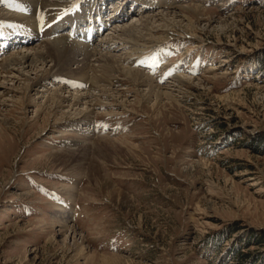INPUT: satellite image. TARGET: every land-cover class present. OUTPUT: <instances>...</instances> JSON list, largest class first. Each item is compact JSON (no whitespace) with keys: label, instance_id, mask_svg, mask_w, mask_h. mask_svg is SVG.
Returning <instances> with one entry per match:
<instances>
[{"label":"rangeland","instance_id":"374dc122","mask_svg":"<svg viewBox=\"0 0 264 264\" xmlns=\"http://www.w3.org/2000/svg\"><path fill=\"white\" fill-rule=\"evenodd\" d=\"M69 1L33 2L51 17ZM158 8L137 6L92 52L64 38L30 46L63 54L50 55L47 78L31 77V104L1 97L0 264H264V0ZM165 44L155 78L132 65ZM80 52L91 54L74 63ZM107 63L121 70L103 80ZM57 77L88 87L69 90ZM80 95L72 108L80 120L62 118ZM54 96L63 108L49 106ZM87 120L106 131L78 130Z\"/></svg>","mask_w":264,"mask_h":264},{"label":"bare ground","instance_id":"6f19581e","mask_svg":"<svg viewBox=\"0 0 264 264\" xmlns=\"http://www.w3.org/2000/svg\"><path fill=\"white\" fill-rule=\"evenodd\" d=\"M34 1V0H33ZM32 1V2H33ZM59 1H61V0H59ZM60 4V3H59ZM36 6V5H35ZM51 6V5H50ZM44 9H46V8H44ZM198 9H195L194 11H197ZM47 11V10H46ZM190 11V10H189ZM47 12H49V11H47ZM46 12V13H47ZM45 13V14H46ZM121 13V12H120ZM80 14L79 13H77V15H76V13H74V21H81V17L79 16ZM114 18H117L116 16L114 17ZM178 18H180L181 20L182 19H184V17L182 16V17H178ZM188 19V18H187ZM175 20V19H174ZM189 20V19H188ZM166 22H167V20H165ZM191 20H189V22H190ZM163 22H164V20H163ZM216 22V21H215ZM136 23H139V20H137L136 19ZM150 23V22H149ZM168 23V22H167ZM143 24V23H142ZM211 25V23L210 24H208L207 25V27H209ZM130 26V25H129ZM133 26V25H132ZM136 27V26H135ZM58 28H61V26L60 25H58ZM130 28V27H129ZM133 28V27H132ZM147 28V27H146ZM192 28V27H191ZM142 29V28H141ZM124 30V29H123ZM131 30V29H130ZM136 30V29H135ZM138 30V29H137ZM134 31V30H133ZM133 31H130L129 33H127L126 35L127 36H129V38H130V40H132L133 38H135V36H133L134 35V33H133ZM137 32V31H136ZM141 33H143L142 31H140ZM148 32H150V31H148ZM144 33H146V32H144ZM143 33V34H144ZM151 33V32H150ZM107 34V33H106ZM105 34V35H106ZM151 36V35H150ZM119 37V36H118ZM133 37V38H132ZM129 38H127V39H129ZM148 39V38H147ZM121 40V39H120ZM100 41V40H99ZM124 40H122L120 43H124L123 42ZM127 42H128V40H126ZM59 42V41H58ZM56 45V44H55ZM94 45V44H93ZM135 45V44H134ZM31 46V45H30ZM30 46H27V47H24L25 48V51H22V52H20V53H18V54H13L12 56H10V57H8L7 59H5V60H3V62L1 63V68H0V106H4V105H6L7 103H6V100H3L2 101V99H1V97H3V96H8V98L10 99V102H11V105L13 106V107H15V106H25V105H27V104H31L32 102H33V99H31L30 97V95L32 94V92H33V90H34V88H36L35 87V85H34V83H31V80L33 79H31V77L32 76H36L38 73H40L41 72V74L39 75V76H37L38 78L36 79V80H40L41 78H44V77H46L48 74H46V72H47V70L45 71V67L48 65L49 66V68H50V65H49V63H50V58H51V54L53 53V51H56V52H60V53H62L63 54V51L61 52L60 50L62 49V46H59V48H60V50L56 47V46H52V45H50V43L49 44H46V45H42V46H39V47H37V48H33V47H30ZM75 46L77 47V48H75L76 50L78 49L79 50V48H84V49H86V50H91V48H89L88 49V47L87 46H85V45H79V44H75ZM23 49V48H22ZM19 50H21V49H19ZM80 51V50H79ZM79 51H77V52H79ZM14 52V51H13ZM12 52V53H13ZM91 52H92V50H91ZM91 52L89 53V52H80L79 54H74V56H73V58L71 57L70 59L74 62V63H78L77 61H74V57L76 56V55H82V56H84V59H83V62H84V60H87V54L89 55V54H91ZM95 52V51H94ZM92 54H94V53H92ZM62 56H64V55H62ZM5 58V57H4ZM113 58H118V57H116V56H114ZM48 59L50 60V61H48ZM54 59H56V58H54ZM116 59H114L115 61H116ZM58 60V59H57ZM64 60V59H63ZM62 60V61H63ZM1 61V60H0ZM65 61V60H64ZM105 61V60H104ZM64 63V62H63ZM73 63V64H74ZM104 63V62H103ZM106 63V62H105ZM115 63V62H114ZM114 63H107L105 66L103 65V67H100V70H101V79H103V80H105V77H106V75H108L110 72L112 73V72H115V70H121L120 69V67H118V66H116ZM55 64H56V62H55ZM55 64H53V65H55ZM61 64H62V62H61ZM66 64V63H65ZM83 64V63H82ZM85 64V63H84ZM87 64V63H86ZM52 65V64H51ZM58 65V64H57ZM56 65V66H57ZM45 66V67H44ZM82 66V65H81ZM89 66V65H88ZM80 68V67H79ZM79 68H77V69H79ZM54 71V70H53ZM79 71V70H78ZM90 71H95V68H91V70ZM116 72H118V71H116ZM120 72V71H119ZM122 72H124V75L125 76H131V74H130V72L128 71V70H122ZM50 73V72H49ZM53 73V72H52ZM80 73V72H79ZM84 74V73H83ZM79 75V74H78ZM132 75L134 76V74L132 73ZM80 76H83L82 74H80ZM95 76V75H94ZM142 76V75H141ZM109 77V76H108ZM138 77H139V74H138ZM144 77V76H143ZM47 78V77H46ZM135 78V77H134ZM135 80V79H134ZM144 80H145V77H144ZM144 80H143V83H144ZM23 81H24V83H23ZM34 81V80H33ZM42 82V81H41ZM41 82H38V83H41ZM137 82V81H136ZM148 82V81H147ZM96 84V83H95ZM142 84V83H141ZM146 84V83H145ZM145 84H143V85H145ZM149 84V83H148ZM153 84V83H152ZM41 86V85H40ZM139 86V85H138ZM146 86H148L147 84H146ZM151 86H153V85H151ZM154 87H149L148 88V90H149V92H151V91H153L154 89H153ZM38 89V88H37ZM57 91V90H56ZM138 91V90H137ZM36 92V91H35ZM165 92V91H164ZM168 92V91H167ZM171 91H169L168 93H170ZM63 93V92H62ZM153 93V92H152ZM155 93V92H154ZM78 94V93H77ZM159 94H161V92L159 93ZM158 93H157V95L155 96L156 97V99H160L161 100V98H162V96L161 95H159ZM37 95V94H36ZM55 95V94H54ZM61 95V94H60ZM49 96V95H48ZM51 96H53V94L51 95ZM165 96V94L163 95V97ZM75 97V96H74ZM172 96L170 95V94H168L167 95V99L169 100L170 98H171ZM7 98V97H6ZM14 100H13V99ZM71 98H72V95H71ZM83 98V96L82 95H80L79 97H76V98H74L73 100H72V103L68 106V108H67V110H66V112L65 113H61L62 114V118H64L65 120H69V121H71V120H76V121H78V120H80V119H76V117L78 118V115L80 116V117H82V114L80 113V112H76L77 114H75V111L76 110H74V109H72L73 108V106H76L75 105V103H76V101H78V100H81ZM76 99V100H75ZM171 99H173V98H171ZM170 99V100H171ZM47 100V99H46ZM49 101V103L48 102H44V103H48L49 104V106L51 105L50 103H52L55 107L57 106V108H58V110L60 109L59 107H62L61 105V103H60V100L61 99H59L57 96H54V97H51V98H49L48 99ZM63 100H64V98H63ZM62 100V101H63ZM66 100H67V98H66ZM65 100V101H66ZM122 101V100H121ZM126 102V101H125ZM161 102V101H160ZM66 103V102H65ZM46 105V104H45ZM2 106V107H3ZM30 106V105H29ZM122 106V105H121ZM123 106H124V104H123ZM44 107V106H43ZM63 108V107H62ZM43 109H45V108H43ZM51 109H53V108H51ZM38 110V109H37ZM47 111H48V109H46ZM53 111H55V110H53ZM37 112V111H36ZM40 112V111H39ZM51 113V112H50ZM68 113V114H67ZM57 114V110L54 112V113H51V114H48V115H45L43 118V120L44 121H46L47 122V124L49 123L48 121L51 119V118H53L55 115ZM67 114V115H66ZM36 115V114H35ZM37 115H38V112H37ZM39 116V115H38ZM38 116H37V118H38ZM74 116H76L75 118H74ZM85 116V115H84ZM68 117H69V119H68ZM71 117V118H70ZM34 118H36V116L34 117ZM61 118V119H62ZM49 119V120H48ZM64 119H63V121H64ZM43 121V122H44ZM59 122V121H58ZM80 122V121H79ZM88 123H91L90 121L88 122V120L87 121H85L83 124H81L80 126H79V128H78V130H80V131H87V132H92V131H90L91 130V128H92V126H89L88 125ZM89 127H90V129H89ZM57 154V153H56ZM54 155V154H53ZM53 155H52V157H53ZM55 159H57V160H54V163H56V162H59L60 163V165H62L63 167H66L67 166V164H69V159L67 160V159H65V157H63V156H56L55 155ZM95 166V165H94ZM91 167V166H90ZM90 169V168H89ZM84 171V170H83ZM92 172L95 174V173H97L98 171H97V169H92ZM99 180V179H98ZM98 183V182H97ZM101 183V182H100ZM101 185H104V184H101ZM107 186V187H106ZM106 186H104V187H102V188H105V190H106V192H108L107 194L110 196V197H113V195L114 194H116L117 196H119V193H117V191H115L114 189L112 190V188L110 189V187H108V185H106ZM121 195V194H120ZM118 201V200H117ZM74 245L76 246L77 244L76 243H74ZM81 248V247H80ZM79 249V248H78ZM79 254L78 255H82L83 256V254L85 253L84 252V250H82V249H80L79 250V252H78ZM91 256V255H90ZM93 257H94V255H93ZM85 258V257H84ZM88 260H86V262L88 261L89 263H91V260L89 259V258H87ZM109 259V258H108ZM121 261V259L120 258H115V260H114V263L115 262H120ZM88 263V264H89ZM92 263H93V261H92ZM87 264V263H86ZM102 264H112V263H109V262H107L106 263V261H104ZM119 264V263H118ZM121 264V263H120Z\"/></svg>","mask_w":264,"mask_h":264}]
</instances>
